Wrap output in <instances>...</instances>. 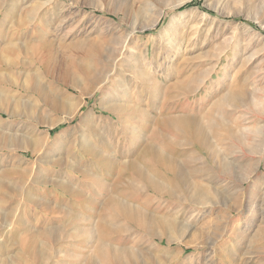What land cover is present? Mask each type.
<instances>
[{"label": "rangeland", "instance_id": "rangeland-1", "mask_svg": "<svg viewBox=\"0 0 264 264\" xmlns=\"http://www.w3.org/2000/svg\"><path fill=\"white\" fill-rule=\"evenodd\" d=\"M66 3V12L54 15ZM175 3L176 0H0V132L4 131L0 133V264H87L92 260L105 264L98 254L102 243H109L116 253L121 249L136 251L126 234L109 235V240L103 242V230L99 228L106 214L102 206L108 200L102 186L108 183L117 192L129 195L130 181L142 190L144 197L139 202L150 197L152 210L177 220L180 228L188 226L189 230L185 228L183 232L181 228L177 235L171 232L177 241L160 247L164 256L175 257L172 264H264V224L258 212L264 194V123H259L261 116L238 104L216 110L221 100L242 89L249 97L264 99V29L253 20L258 1L193 0L178 8ZM129 6L144 10L145 18L136 24L128 20L115 29L114 22L123 19L116 12ZM197 8L210 18L173 60V52H166V44L172 43L170 28L183 15L190 18ZM158 14L161 20L154 26ZM131 32L133 38L128 40ZM147 51L151 56L144 61ZM132 57L144 65L134 68L130 64ZM115 60H120L117 67ZM64 73L68 74V83L72 79L79 89L86 90L85 95L57 84ZM155 79L162 93L153 102V115L147 120L125 115L124 122L128 123H115L104 107L112 103L116 91L129 92L131 102L125 104L130 108L143 102L150 104L149 97L155 96ZM182 79L195 81L186 91L175 87ZM53 87L67 93L69 108L65 111L70 110L74 119L48 106L46 95ZM165 94L172 97L167 104ZM158 108H163L165 116H189L206 125L211 117L226 119L244 141L227 136L221 140L224 128L211 133L207 127L217 153L213 161L194 143L185 146L187 138L181 146L179 134L178 146L168 145L166 149L189 172L199 170L189 179L201 190L215 192L211 197L215 202L196 204L186 188L176 192L175 199L147 193L142 182L132 180L129 171H124L121 162L136 159L144 140L152 136L146 129L159 118ZM162 129L159 133L167 136L168 128ZM131 143L138 144L124 150ZM112 149L125 154L105 165L104 154ZM197 156L200 161L191 162ZM225 161L232 164V172L221 170ZM160 177L171 181L170 175L160 173ZM170 185L169 182L167 187ZM64 188L84 193L75 197ZM111 191L107 193L116 195ZM222 198L229 200V205ZM74 213L79 214L81 228L87 230L84 234L68 232L73 230L70 222ZM56 227L69 235H46ZM35 252L44 253L41 256L45 259L37 260ZM145 260L125 259L126 264H149Z\"/></svg>", "mask_w": 264, "mask_h": 264}, {"label": "bare ground", "instance_id": "bare-ground-1", "mask_svg": "<svg viewBox=\"0 0 264 264\" xmlns=\"http://www.w3.org/2000/svg\"><path fill=\"white\" fill-rule=\"evenodd\" d=\"M158 1H162V0H158ZM219 1H220V3H222V2H231V1H235L237 3H242V2H244L246 0H219ZM256 1H258V5H256L257 6L256 7L257 8L256 9L257 10L256 15L257 16L253 17V20L255 22H257L258 24H260L262 29H264V0H256ZM190 2H193V0H176L175 7L178 8L180 6H184V4H187V3H190ZM150 4H151L150 2H147L146 5H150ZM62 5L63 4H61L60 8L57 9L55 14H54V11H53L54 15H56V14L57 15H61L64 12H66V10L69 7L68 4L66 3V5H64V6H62ZM57 6H58V4H57ZM149 8H150V6H149ZM116 14L117 15L122 14L123 15V19H122V22H118V23L114 22L115 29H120L122 24L126 23V21H128V20H131L134 24H136L137 22H139L140 20L142 21L143 18H145L144 10H142L141 8L135 9L132 6H129V8L126 9V10L124 9L122 12H116ZM157 18H158L157 20H154V23H153L154 26H156L158 24V22L161 20V16L159 15ZM209 18H210L209 14L201 11L199 8H197V9L192 11V13L190 15V18H187L185 15L180 17V19H178L177 22L175 24H173L175 27L171 26V28H170L173 36H172V43L170 41L168 44H166L168 46L167 50H166L167 54L169 55L170 51H172L173 52V60H174L176 55L181 54L183 46H185L186 44H189V42L192 40V37L194 35L198 36L197 33H198V30L201 27V24L203 22L205 23V21L208 20ZM154 19H156V18H154ZM178 29H181V31L178 30ZM132 38H133V36H132V32H131L130 36L128 37V40H131ZM262 41L264 42V39ZM187 46H189V45H187ZM121 56H123V55H121ZM143 56H144L143 60L147 61L148 59H150L151 55L147 51ZM166 58H167V56H166ZM157 60H159V59H156L155 62L159 63L160 61L158 62ZM119 61L120 60H115L114 61V67L117 65V63H119ZM132 61H135V62H132ZM132 61H131L130 64L134 68L139 67V65L140 66L144 65L143 63L141 64L139 58L132 57ZM114 67H113V70H114ZM50 70H51V68H50ZM66 73H64L61 77H59L57 79V84H59L60 86L61 85L62 86L65 85L66 87H68L70 89H74L76 91H81L82 94L85 95V91L86 90L84 91L82 89H79V86L77 85V83L72 81V79H70L71 83H68L69 77H68V74H66ZM108 75H109V73H108ZM77 77H80V76H77ZM164 77H166V76H164ZM168 79H169V74H167V80ZM100 81H102V80H100ZM194 81H189V80H186V79L185 80L182 79V81L177 80V82L175 84V87L179 88L181 90L184 89V90L187 91V90L190 89V84L193 83ZM154 82H155L154 83L155 84L154 87H156V91L152 92L155 95L154 98L149 97V99H148L150 104H148V102H143V103H139V104L133 106L132 108H130V106L125 104L126 101H128V103L131 102L129 100V92L128 91H123V90L120 89V90L116 91V94H115L116 96H114L112 103L110 102V104L108 106L104 107L105 111L109 112L112 115L113 121L115 123L117 122L119 124V126L121 124L124 125L125 123H128V122H124V118L126 119V116H128L130 119H134L136 117H138V119L141 118L143 120L144 119H146V120L149 119V117L153 115V110L154 109L156 110V107H155L156 105L153 104V102H155L157 99H159V97H160V95L162 93V88L159 87L160 83L158 81L156 82V79L154 80ZM100 84H102V83H100ZM161 84H163V83L161 82ZM194 88H195V86H194ZM125 89H127V88H125ZM50 90L51 91L46 95V102H47L48 106L52 107L54 109V111L56 110L58 112H63L64 113V111L69 108V102L66 100L67 96H65V95H67V93L62 91L63 89L62 90L61 89L58 90V89L54 88L53 90L52 89H50ZM120 91H122V92H120ZM151 91H153V90H151ZM155 92H157V93L155 94ZM165 96H163L164 97L163 98L164 99V103H166L170 99H172L170 94H165ZM255 96L253 95V97H249L247 92L242 89V90L236 92L234 95H230V96L228 95L226 98L221 100L220 104L218 103L219 105L217 106L216 110L218 109V111H221V110H224L225 106H232V105L234 106V105L238 104L241 108L247 109L249 111L252 110L253 113H256L259 116H261L260 117L261 119L259 118V120H260L259 123H264V99L263 98H257ZM110 97H112V96H110ZM139 100H140V98H139ZM133 101H135V100H133ZM158 109L160 110V112H159L160 114L158 113L159 118L154 120L153 126H150V127H148L146 129V130L152 132V134H151L152 136L150 137L149 140H147V141L144 140V143H143V147L144 148H143V150L141 149L142 151L140 153H138L137 155L135 154L136 155V159H134L132 162L131 161H129V162H121V163H124V165H125V170L124 171H126V170L129 171L132 180L135 179V180H138V182H142L143 185L145 186V190H146L147 193L151 194V192H152L155 195L163 197V198H174L176 196V192L181 191L182 188H186L187 192L192 193V195H193V199L192 200L196 204L208 205V204H211V203L215 202L214 199L211 198L213 191L211 192L210 189H207V188H204V189L201 190V188L196 186L194 184V182H192L191 179H189L191 173L199 174V170H193V171L190 170V172H189L188 170L185 169L186 168L185 166L180 165L179 161L176 160L173 157L174 154L172 152H174V151L171 152L173 154L172 157H171L169 154H167L166 149H167L168 145L169 146L170 145L178 146V137H177V135L179 134L180 137H181V139H179V140H181V142H180L181 146H182V142H183L182 140H184V138H187L188 141L184 142L185 146H187V145L190 146L188 144L189 142H191V144L194 143V145L200 151L202 150L206 155H208L207 157L210 158L213 161V159H215V154H217V153L214 152L215 151L214 150V145H212V140H211L212 137L210 136V132L207 130L208 129L207 127H209V129L211 128L210 129L211 133H218V129H223L224 128L226 132L224 131V133L221 134V136H219V138L221 140H224L226 138V136H227V137H232L234 139L238 138V139H240L239 141L242 142L243 140L241 141L240 135H238L237 132H235L233 129H231L229 127L228 121L226 119H217L216 120V119H213L211 116H209L211 118H209V120H210L209 122L210 123L208 124L209 125L208 126L206 124H203L201 120H198L197 118H192V117H189V116H184V115L183 116H178V117H174V116L170 117L169 115L165 116L163 114V111H162L163 108L162 109L158 108ZM237 109H240V108H237ZM169 110H170V108H169ZM1 111L4 113L3 108L1 109ZM65 112H66V115L69 116L68 118H70V119L73 118V117H71V115H73V113H70V110L69 111H65ZM74 114H75V112H74ZM8 115L11 116V117L15 116L14 114H11V113H8ZM250 115H251V113H250ZM162 128H165V129L168 128L169 133L167 134V136H164L163 134H161L162 132L159 133V131ZM136 129H138V128H136ZM253 130H256V129H253ZM257 131L259 133L260 126H259V130H257ZM1 132H4V131H1ZM93 132H94V130H93ZM130 132H132V131H130ZM223 135H225V136H223ZM14 136H16V135L13 134L12 137L15 138ZM139 139H141V138H139ZM3 142H7V141H3ZM23 144L25 145V143H23ZM131 144L132 145H130L129 147L124 148V150H129L131 147L133 148V146L135 144L137 145L138 143H131ZM172 150H173V148H172ZM252 150L250 152H252ZM168 151H171V150H168ZM92 152L94 153V151H92ZM243 152H245V151H243ZM204 153H202V154H204ZM99 154L101 155V153H99ZM122 154H125V153L122 152L120 154L119 151H117V150L115 151L114 149H112L110 153L106 152L104 154V158L102 160L104 161V164L106 165L107 163L109 164V163H112L113 161H115L117 159H120V157H122ZM100 157H102V156H100ZM96 158H98V157H96ZM219 158H220V156H219ZM193 159H194V161H191V162H193L195 164L200 161L199 156L193 157ZM231 166H232L231 163H228L227 161H225L224 165L222 164L220 166V168L224 172L230 173V172L233 171ZM244 171H246V170H244ZM160 173L164 174L166 176L170 175L171 181L167 180L166 177L164 179L161 178L160 177ZM104 180L106 182H108V179L106 177H104ZM169 182L171 184L170 185L171 187H169V186L167 187ZM118 183H120V182H118ZM129 183H130L129 186H128V189L130 191L129 195L122 194L120 191L117 192L116 187H114V186L111 187V185L108 184V183H106L104 186H102V191L105 194H107L108 200L102 206V208L104 210L103 212H105L106 214L102 217V219H101V221L99 223V225H100L99 228L103 230V235H104L103 236L104 237L103 242L106 241V240H109L108 239L109 235H111V237H112L114 235L116 236V235H119V234L120 235L121 234H126L127 239L130 240L133 243L134 249L136 251H130L128 249H121L119 251V253L118 252L116 253V251L115 252L112 251V247H110L108 245L109 243L108 244L102 243L101 246L99 245L100 248H98L99 249L98 254H99L100 258L105 262V264H126V261H127V260L125 261L126 258H128L130 260H133V261H136V260L141 261L143 258H145L149 262V264H172L174 262V260H175V257H172V256L167 257L168 255L164 256V254L162 252L163 250L160 249V247H162L164 243L171 244V243L177 241L176 240L177 239L176 235L179 233V231L181 232L182 229H183V232H184L185 228L187 229L188 226L187 225L186 226H181V228H182L181 229L180 228L181 224L179 225L178 223H176L177 220L175 221L173 219L164 217L163 215H165L166 213L162 214V212L160 210H155V209L152 210V206H151L152 199L150 197H147L148 200H146V202H139L138 199H141L142 197H144L143 195H141V191L142 190L140 191L139 188L136 189L135 181L134 182L130 181ZM118 186H120V185H118ZM141 187H143V186H141ZM91 188H92V185H91ZM64 189H65L64 191L67 192L69 195H72V196H75V197H82L83 193H84V192L81 193L82 192L81 190L76 192V191H74L73 189H70V188H64ZM109 189L112 190L113 193L117 192L116 195H114V194L112 195L110 193H107L108 191H110ZM94 191H96V190L94 189ZM214 193L215 192H213V194ZM235 194H236V192H235ZM95 195L98 196V194H95ZM72 196H71V198H72ZM222 199H223L224 204L229 205L228 204L229 200H227L226 198H222ZM216 202H217V200H216ZM198 207H200V206H198ZM258 207H259L258 208V212L261 214L262 220H263L262 223L264 224V194L260 198V204L258 205ZM75 212H76V210H75ZM71 218H72L71 219L72 222H70V226L73 227V230L72 229L69 230L68 231L69 233H70V231H73V232L75 231L77 234L80 235V234H84V232H87V230L85 228L83 229L79 225V222L81 221L80 217H79V214L74 213V215H72ZM225 220H223V221L225 222ZM180 222H182V221H180ZM224 222H222L223 223L222 225H224ZM219 228H220V226H219ZM217 229H218V226H217ZM102 230H101V232H102ZM187 230H189V229H187ZM173 231L176 233V235L171 234V232H173ZM220 231H222V229ZM45 232H47V231H45ZM194 232H196V231H194ZM198 232H199V230H198ZM222 232H224V231H222ZM64 233L69 235V233H67L64 229L60 230V228L56 227V228H52L50 231H48V233L46 235H50L51 234V236H60L61 237ZM90 234L92 236L93 235V231H91ZM182 234H184V233H182ZM208 234H210V233H208ZM218 234H220V233H218ZM218 234H215L214 238H215L216 235L218 236ZM222 234H224V233H222ZM217 236H216V238H217ZM111 237H109V238H111ZM219 238L220 237H218L217 240H219ZM94 239L95 238H93L92 240H94ZM184 239H182V240H184ZM212 240L213 239H211V241ZM110 243H112V242H110ZM94 244L96 245V243H94ZM160 253L163 254V256ZM42 254H44V253H42ZM42 254L40 252H35L34 256H36V258L38 260V259L44 258V256L43 257L41 256ZM94 255H95V253H94ZM171 255H173V254H171ZM46 256H48V255H46ZM75 258H76V256H75ZM81 260H83V258ZM98 261H99V259H98ZM87 264H97V263L93 262V260H92L91 262L88 261Z\"/></svg>", "mask_w": 264, "mask_h": 264}]
</instances>
